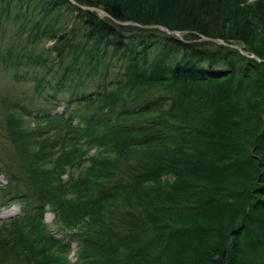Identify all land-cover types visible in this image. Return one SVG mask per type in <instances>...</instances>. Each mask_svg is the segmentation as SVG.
Returning a JSON list of instances; mask_svg holds the SVG:
<instances>
[{
    "label": "trees",
    "instance_id": "1",
    "mask_svg": "<svg viewBox=\"0 0 264 264\" xmlns=\"http://www.w3.org/2000/svg\"><path fill=\"white\" fill-rule=\"evenodd\" d=\"M5 30L0 64L34 86L14 109L43 125L7 117L30 162L0 155V206L23 205L0 264H264V0H0ZM46 205L79 230L74 263Z\"/></svg>",
    "mask_w": 264,
    "mask_h": 264
},
{
    "label": "rangeland",
    "instance_id": "2",
    "mask_svg": "<svg viewBox=\"0 0 264 264\" xmlns=\"http://www.w3.org/2000/svg\"><path fill=\"white\" fill-rule=\"evenodd\" d=\"M12 28L7 26L6 29L12 31ZM10 34L11 33L6 32V30L3 33L0 32V46L2 48H4L11 42ZM51 43L52 41H48L43 46L48 47ZM42 44L43 43H41L40 45ZM23 69L24 68H20L19 70H22L23 72ZM14 70L15 69L11 67H4L3 64H0V155L2 156L1 162L7 161L8 164H11L14 168V172H17L22 177L25 176L26 178L24 172V164H27L30 161L24 160L22 153L18 149H16L10 141L7 140V130L9 129L6 124L7 117L10 113L21 115V127L23 128V130L26 131H33V128H35L36 126H42L43 123L41 120H35L32 115L20 114L14 109L12 102L17 99L19 92L25 90L27 93L32 94V89L34 87L33 84L28 81L15 80L13 78V74L15 72ZM94 84L95 82H88L87 86L90 87ZM80 88L78 89V91L80 90ZM42 105H44V103H42ZM57 111H60L59 107ZM73 124H79L80 126H83V123L80 121V119L76 117L73 120ZM88 147L89 148L85 147L88 151V155L93 154L96 150V146H94L93 144L92 146ZM20 156L22 160L19 159ZM16 159L18 160V162H16ZM71 170L72 169L67 167L65 169V173H63V175L61 176V179L66 180L68 178L69 173L73 172ZM7 184V175L2 171L0 172V188L6 186ZM22 211L23 205L20 202H11L8 205L0 206V222L6 221V219H8L9 217L20 215ZM43 223L49 234L53 235L55 238L60 240L64 245H68V248L65 251L59 250L54 246L51 247V251L55 254L60 255L61 257H65L66 260L70 263H74L83 250L82 239L77 227H63L60 222H58L56 214L51 205L45 206V211L43 213ZM2 264L13 263L11 261H8L3 262Z\"/></svg>",
    "mask_w": 264,
    "mask_h": 264
},
{
    "label": "water",
    "instance_id": "3",
    "mask_svg": "<svg viewBox=\"0 0 264 264\" xmlns=\"http://www.w3.org/2000/svg\"><path fill=\"white\" fill-rule=\"evenodd\" d=\"M73 2V0H71ZM78 7H80L81 9H84V10H88V11H95L97 12L98 14L100 15H103V16H109L106 12H104L103 10H101L100 8H96V7H92V6H84V5H78ZM117 24H120V25H134V26H140V27H144V28H147V29H157V30H160V31H164L168 34H172V35H177L178 32L175 31V30H170L168 29L167 27L165 26H162V25H159V24H146V25H140L136 22H130V21H119V20H116V19H113ZM202 39H205V40H209V41H212V42H215V43H218V44H223V45H229L227 43H225L222 39H219V38H208V37H205V36H201ZM231 47H234L236 49H238L242 54L244 55H248V52L245 51L244 49H242L241 47H238V46H234V45H229Z\"/></svg>",
    "mask_w": 264,
    "mask_h": 264
}]
</instances>
